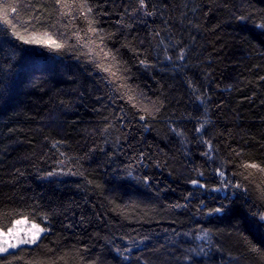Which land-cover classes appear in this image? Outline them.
I'll return each instance as SVG.
<instances>
[{
    "label": "trees",
    "instance_id": "1",
    "mask_svg": "<svg viewBox=\"0 0 264 264\" xmlns=\"http://www.w3.org/2000/svg\"><path fill=\"white\" fill-rule=\"evenodd\" d=\"M261 169L264 0H0V264H264Z\"/></svg>",
    "mask_w": 264,
    "mask_h": 264
},
{
    "label": "rangeland",
    "instance_id": "2",
    "mask_svg": "<svg viewBox=\"0 0 264 264\" xmlns=\"http://www.w3.org/2000/svg\"><path fill=\"white\" fill-rule=\"evenodd\" d=\"M18 220L19 221H23V222L20 223V224H16L15 222L18 221ZM16 221L14 222L12 227H10V228L13 229L12 236H7L6 235L2 239H0V246H3L5 249H7L6 251L0 252V253H5V252H7L9 250H14V249H16V248H18L19 246H22V245H33V244L38 242L40 237L46 231L41 225L37 224L36 222L30 221V220H28L26 218H19ZM33 224H37V225L40 226V228L44 229V231L40 233V235L36 239V241L34 243H17V240H31L32 234L35 231L32 228ZM0 231H2L4 233H7L8 229L7 230H1L0 229ZM10 243H16L17 246L15 248L9 247Z\"/></svg>",
    "mask_w": 264,
    "mask_h": 264
},
{
    "label": "snow or ice",
    "instance_id": "3",
    "mask_svg": "<svg viewBox=\"0 0 264 264\" xmlns=\"http://www.w3.org/2000/svg\"><path fill=\"white\" fill-rule=\"evenodd\" d=\"M140 2H141V5H143L144 0H140ZM241 19H243V17H241ZM36 42H38V43H40V42H45V43H52V44H55L54 41H36ZM55 47L59 48V47H61V45H59V44H55ZM141 119H144V117H141ZM251 167L255 168V167H258V166L255 165V164H253V165H251ZM261 171H264V169H261ZM221 175H223V174L221 173ZM192 183H193V184H197L198 181L193 180ZM236 187H239V185H236ZM215 211H220V209H216ZM22 222H23V221H19V220H18V221H16L15 223H16V224H20V223H22ZM32 228H33L35 231H34L33 234H32V238H31V240H17V243H34V242L36 241V239L39 237L40 233L44 231V229L40 228V226L37 225V224H33V225H32ZM12 234H13V229H12V228H9L7 233H4V232L0 231V239H2V238H3L4 236H6V235H7V236H12ZM16 246H17L16 243H10V244H9V247H12V248H15ZM6 250H7V249H5L3 246H0V252H4V251H6Z\"/></svg>",
    "mask_w": 264,
    "mask_h": 264
}]
</instances>
